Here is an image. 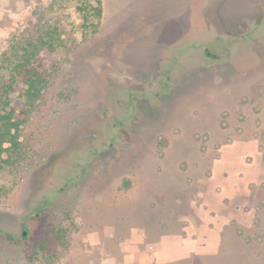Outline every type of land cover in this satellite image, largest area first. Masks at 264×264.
I'll return each instance as SVG.
<instances>
[{
  "label": "rangeland",
  "instance_id": "rangeland-1",
  "mask_svg": "<svg viewBox=\"0 0 264 264\" xmlns=\"http://www.w3.org/2000/svg\"><path fill=\"white\" fill-rule=\"evenodd\" d=\"M101 1L0 0V58L63 33L1 156L0 264H156L131 226L191 236L203 207L219 248L167 264H264V0Z\"/></svg>",
  "mask_w": 264,
  "mask_h": 264
},
{
  "label": "trees",
  "instance_id": "trees-1",
  "mask_svg": "<svg viewBox=\"0 0 264 264\" xmlns=\"http://www.w3.org/2000/svg\"><path fill=\"white\" fill-rule=\"evenodd\" d=\"M96 2L94 11L96 16L101 17L102 1ZM40 22L33 31V36L13 38L0 58V160L4 151L18 145L22 119L17 109L25 112L28 102L41 94L45 83L44 65L37 59L39 52L41 50L53 52L63 42V33L59 27H50L46 20L41 19ZM5 70L10 77L5 76ZM12 93L16 94V98L12 97ZM6 143H10L11 146L6 147Z\"/></svg>",
  "mask_w": 264,
  "mask_h": 264
},
{
  "label": "crops",
  "instance_id": "crops-1",
  "mask_svg": "<svg viewBox=\"0 0 264 264\" xmlns=\"http://www.w3.org/2000/svg\"><path fill=\"white\" fill-rule=\"evenodd\" d=\"M206 208L203 207V209L198 211V214L202 218L205 213L206 217L204 218H206L207 221H201V225L199 224L200 227L198 226L199 228L194 230L195 234L191 236L174 237L168 235L161 236L159 239L157 238L155 240H146L144 234L147 235V232L142 227L131 226V240L132 242L143 243L145 246L143 253L148 252L150 258L153 259L156 264H167L180 259L182 260L188 257V254H212L219 248L218 246L222 240V232L219 229L220 224L217 223L216 219L218 215L214 213V209ZM136 234H139V236L136 237ZM123 249L127 251L126 247H123Z\"/></svg>",
  "mask_w": 264,
  "mask_h": 264
},
{
  "label": "flooded vegetation",
  "instance_id": "flooded-vegetation-1",
  "mask_svg": "<svg viewBox=\"0 0 264 264\" xmlns=\"http://www.w3.org/2000/svg\"><path fill=\"white\" fill-rule=\"evenodd\" d=\"M206 50H207V55L209 57H213V58H217L218 57V54H215V53L211 52L208 48H206ZM47 212H49V209L48 208L46 209V211L41 210V213H36L35 215H31V216L33 218H40V217H43L44 215H46ZM26 225L27 224L24 223V226H26ZM22 233H23V236L24 237H28L29 234H30V232L26 228H23L22 229Z\"/></svg>",
  "mask_w": 264,
  "mask_h": 264
}]
</instances>
